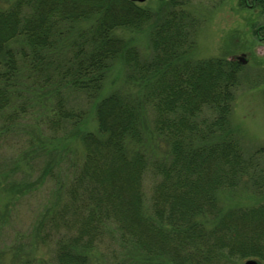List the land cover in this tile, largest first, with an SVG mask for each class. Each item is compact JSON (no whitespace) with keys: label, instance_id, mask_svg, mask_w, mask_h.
<instances>
[{"label":"trees","instance_id":"obj_1","mask_svg":"<svg viewBox=\"0 0 264 264\" xmlns=\"http://www.w3.org/2000/svg\"><path fill=\"white\" fill-rule=\"evenodd\" d=\"M187 2L159 0L152 9L130 0H9L0 8V120L7 126L25 115L22 72L30 85L53 77L93 99L120 59L137 87V97L117 89L99 98L96 131L76 137L82 161L38 222L41 243L54 244L52 264H88L108 231L134 244L139 264H235L249 257L264 264V200L228 209L218 201L220 192L244 183L264 190L261 150L246 155L230 121L241 64L191 57L198 22ZM119 28H148L151 57L142 60L114 34ZM143 104L166 146L162 159L137 149ZM50 112L51 131L81 121L58 91ZM147 172L158 177L148 208Z\"/></svg>","mask_w":264,"mask_h":264},{"label":"rangeland","instance_id":"obj_2","mask_svg":"<svg viewBox=\"0 0 264 264\" xmlns=\"http://www.w3.org/2000/svg\"><path fill=\"white\" fill-rule=\"evenodd\" d=\"M254 1L188 0L186 6L198 22L190 51L192 58H244L245 62L237 60L241 71L230 121L244 153L249 155L261 150L259 159L264 162V40L257 37L263 34L257 31L264 24V13L259 6L249 8L248 4ZM8 3L9 0H0V8ZM137 3L154 9L159 0ZM114 34L135 47L142 60L151 57L148 28H119ZM122 63L120 59L112 62L100 95L93 99L58 84L53 77L48 83L42 78H33L34 85H30L26 82V73L22 72L18 92L24 100L20 103L26 106L25 115L19 114L8 126L0 120V264H52L55 247L53 243H41L38 222L57 206L60 186L82 161L84 152L76 137L82 131H96L95 104L99 98L117 89L137 97L136 84L127 77L129 70ZM57 91L63 98L64 108L78 117L81 115V121L74 128L67 123L53 132L47 128V121L52 115L50 107L55 103ZM17 100L14 96L12 103ZM142 108V139L137 149L150 160L162 159L166 146L153 130V111L149 104H143ZM10 112L9 108L4 114L7 116ZM157 179L151 172L145 174L147 208ZM263 200L264 190L263 194L256 193L246 183L218 194L224 209L254 206ZM88 255V264H139L142 259L131 241L121 242L110 231ZM244 260L234 262L243 264Z\"/></svg>","mask_w":264,"mask_h":264},{"label":"flooded vegetation","instance_id":"obj_3","mask_svg":"<svg viewBox=\"0 0 264 264\" xmlns=\"http://www.w3.org/2000/svg\"><path fill=\"white\" fill-rule=\"evenodd\" d=\"M246 4H247V3H246ZM252 5H253V6H259L261 12L264 13V2H263V1H254L253 3H251V5L248 4L249 8H252ZM259 31H262L263 34H262V36H257V37L259 38V40H264V24H262V25L260 26V28H259V30L257 31V33H258Z\"/></svg>","mask_w":264,"mask_h":264},{"label":"water","instance_id":"obj_4","mask_svg":"<svg viewBox=\"0 0 264 264\" xmlns=\"http://www.w3.org/2000/svg\"><path fill=\"white\" fill-rule=\"evenodd\" d=\"M130 1H133V2H144L145 0H130ZM239 59L241 61H245L244 58L242 57H239ZM243 264H261L258 260H256L255 258H248V259H245L243 261Z\"/></svg>","mask_w":264,"mask_h":264}]
</instances>
